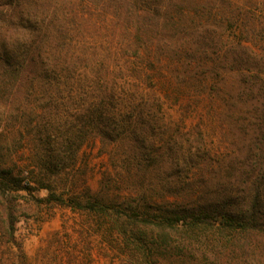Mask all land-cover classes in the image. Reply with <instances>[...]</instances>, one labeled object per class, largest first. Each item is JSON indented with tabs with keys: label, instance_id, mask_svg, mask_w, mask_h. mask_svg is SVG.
<instances>
[{
	"label": "trees",
	"instance_id": "trees-1",
	"mask_svg": "<svg viewBox=\"0 0 264 264\" xmlns=\"http://www.w3.org/2000/svg\"><path fill=\"white\" fill-rule=\"evenodd\" d=\"M59 1L0 0L2 232L45 203L108 225L122 264H264V47L192 0ZM96 140L122 171L93 191L73 178Z\"/></svg>",
	"mask_w": 264,
	"mask_h": 264
},
{
	"label": "rangeland",
	"instance_id": "rangeland-1",
	"mask_svg": "<svg viewBox=\"0 0 264 264\" xmlns=\"http://www.w3.org/2000/svg\"><path fill=\"white\" fill-rule=\"evenodd\" d=\"M63 2L60 0L57 6L60 11L69 8L68 3ZM198 6L204 7L206 13H216L218 17L223 14L239 16L238 25L250 38V45L257 51L264 47V0H192L191 7ZM86 29L75 30L71 34L76 39L88 37L90 33ZM2 30L0 25V32ZM227 80L226 83H230ZM205 102L194 103L188 114L183 116L185 129L199 124L200 114L206 110L203 107ZM164 110L168 119L178 121L182 117L179 103L167 100ZM212 126L204 122L199 127L203 130L205 143L216 146L220 135ZM1 129L8 134L11 128L0 117ZM27 152L16 157L19 160L25 158ZM110 157L109 152L102 151L99 140L85 144L79 151V168L74 173V184L79 187L84 181L94 191L99 188L104 173L117 178L122 169ZM57 191L60 193L62 189ZM123 250L120 237L108 225L88 213L60 205L23 203L13 235L3 233L0 227V264H122Z\"/></svg>",
	"mask_w": 264,
	"mask_h": 264
}]
</instances>
